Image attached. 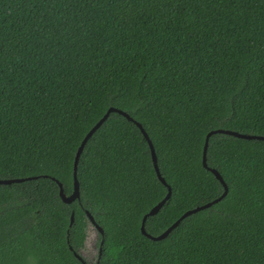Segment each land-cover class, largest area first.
<instances>
[{
  "label": "trees",
  "instance_id": "obj_1",
  "mask_svg": "<svg viewBox=\"0 0 264 264\" xmlns=\"http://www.w3.org/2000/svg\"><path fill=\"white\" fill-rule=\"evenodd\" d=\"M264 0H0V264H264ZM75 221L71 225L72 213ZM71 247L73 250H71ZM102 249L101 257H99ZM87 262V260H86ZM88 264V262H87Z\"/></svg>",
  "mask_w": 264,
  "mask_h": 264
},
{
  "label": "water",
  "instance_id": "obj_2",
  "mask_svg": "<svg viewBox=\"0 0 264 264\" xmlns=\"http://www.w3.org/2000/svg\"><path fill=\"white\" fill-rule=\"evenodd\" d=\"M111 113H119L122 116L126 117L127 119H129L130 121L134 122L135 124H137V126L140 128L141 132L143 133L144 137L146 138V140L149 143L150 149H151V154H152V160H153V164L155 167V170L157 172V175L160 179V181L168 186L169 191L168 194L166 195V197L159 203L157 204L154 208H152V210L146 214L143 218V223H142V227H141V231L143 233V235H145L146 237H148L149 239L153 240V241H161L166 239L170 233L172 231H174L183 220H185L187 217L198 213L200 211L206 210L210 207H212L214 204L219 203L220 201H222L228 194V186L226 184V182L224 181L223 177L221 176V174L216 170V169H212L208 166L207 164V150H208V145H209V140L210 138L215 135V134H226L229 136H233L236 138H240V139H245V140H258V141H264V136H259V135H249V134H243V133H239L237 131H233V130H225V129H218V130H213L211 131L207 137H206V143H205V147H204V154H203V165L206 169L210 170L215 177L222 183V185L225 188V192L224 194L217 198L216 200L209 202L207 204H204L202 206H198L194 209L188 210L187 212H185L174 224H172L165 232H163L161 235L159 236H153L151 234H149L146 231V221L149 217L154 216L156 214H158L160 212V210L162 209V207L166 204V202L170 199L171 195H172V189L171 187L167 184L166 180L163 178V176L161 175L160 169H159V165H158V157L156 154V150L155 147L148 135V133L145 131V129L143 128V126L135 121L132 117H130L126 112L118 109V108H110L108 110V112L105 114V116L90 130V132L86 135V137L84 138L83 142L81 143L79 150L76 154V158H75V166H74V192L72 195L70 196H66L64 194V188L63 185L59 183L60 186V195L63 198L64 202L67 204H72L75 201H80L81 200V191H80V182L78 179V167H79V162H80V158L82 156V153L85 149L86 144L88 143V141L90 140V138L97 132V130H99L103 124L107 121V119L109 118ZM33 179H37V177H30L27 179H0V185H12V184H16V183H22L26 180H33ZM86 214L89 218V220L91 221L92 225L94 228H96L98 230V232L104 236V230L103 228L96 222V220L94 219L93 215L90 213V211L86 210ZM75 221V213H72L71 216V225H73ZM71 250L72 247H71ZM102 254V249L100 250V254L99 257H101ZM74 255L75 257L82 262V264H87L85 257L81 254V252H75L74 251Z\"/></svg>",
  "mask_w": 264,
  "mask_h": 264
},
{
  "label": "rangeland",
  "instance_id": "obj_3",
  "mask_svg": "<svg viewBox=\"0 0 264 264\" xmlns=\"http://www.w3.org/2000/svg\"><path fill=\"white\" fill-rule=\"evenodd\" d=\"M100 233L96 228L91 226L86 241V248L81 251L88 264H95L98 259Z\"/></svg>",
  "mask_w": 264,
  "mask_h": 264
},
{
  "label": "flooded vegetation",
  "instance_id": "obj_4",
  "mask_svg": "<svg viewBox=\"0 0 264 264\" xmlns=\"http://www.w3.org/2000/svg\"><path fill=\"white\" fill-rule=\"evenodd\" d=\"M98 261V260H97Z\"/></svg>",
  "mask_w": 264,
  "mask_h": 264
}]
</instances>
